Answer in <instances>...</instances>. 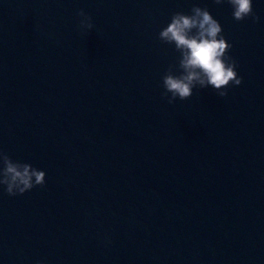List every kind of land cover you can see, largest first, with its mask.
Wrapping results in <instances>:
<instances>
[{
  "label": "water",
  "instance_id": "obj_1",
  "mask_svg": "<svg viewBox=\"0 0 264 264\" xmlns=\"http://www.w3.org/2000/svg\"><path fill=\"white\" fill-rule=\"evenodd\" d=\"M194 5L242 83L169 104L179 53L158 34ZM253 10L0 0V150L46 173L22 195L0 186V264H264V0Z\"/></svg>",
  "mask_w": 264,
  "mask_h": 264
},
{
  "label": "clouds",
  "instance_id": "obj_2",
  "mask_svg": "<svg viewBox=\"0 0 264 264\" xmlns=\"http://www.w3.org/2000/svg\"><path fill=\"white\" fill-rule=\"evenodd\" d=\"M216 4L227 2L236 21L259 16L254 13L253 0H214ZM81 30L92 29V17L80 10ZM161 42L174 45L179 53L177 62L169 65L162 76V97L172 104L177 99L188 100L193 89L211 87L219 97L228 95L227 89L239 86L242 77L237 72V62L228 53L232 45L223 35L222 25L207 7L193 6L190 14L175 12L170 22L158 34ZM170 94V95H169ZM46 173L30 163L13 160L0 150V186L9 196L22 195L33 188L43 187Z\"/></svg>",
  "mask_w": 264,
  "mask_h": 264
}]
</instances>
